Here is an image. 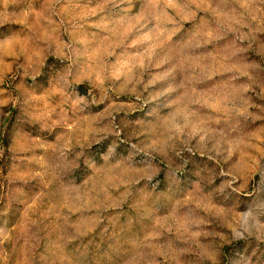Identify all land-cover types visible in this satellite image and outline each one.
Instances as JSON below:
<instances>
[{
  "label": "rangeland",
  "instance_id": "rangeland-1",
  "mask_svg": "<svg viewBox=\"0 0 264 264\" xmlns=\"http://www.w3.org/2000/svg\"><path fill=\"white\" fill-rule=\"evenodd\" d=\"M0 264H264V0H0Z\"/></svg>",
  "mask_w": 264,
  "mask_h": 264
}]
</instances>
